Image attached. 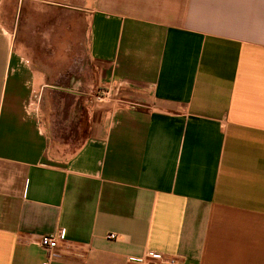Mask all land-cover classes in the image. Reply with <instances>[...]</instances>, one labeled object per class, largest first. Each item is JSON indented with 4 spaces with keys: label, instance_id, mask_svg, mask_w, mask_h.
I'll return each mask as SVG.
<instances>
[{
    "label": "crops",
    "instance_id": "obj_1",
    "mask_svg": "<svg viewBox=\"0 0 264 264\" xmlns=\"http://www.w3.org/2000/svg\"><path fill=\"white\" fill-rule=\"evenodd\" d=\"M106 1L84 0L99 83L119 88L99 104L50 62L70 13L0 20V264H264V0ZM50 19L55 44L29 26Z\"/></svg>",
    "mask_w": 264,
    "mask_h": 264
},
{
    "label": "rangeland",
    "instance_id": "obj_2",
    "mask_svg": "<svg viewBox=\"0 0 264 264\" xmlns=\"http://www.w3.org/2000/svg\"><path fill=\"white\" fill-rule=\"evenodd\" d=\"M19 0H6L5 4L1 8L0 12V20L2 25L6 29H13L14 22L12 17H14L15 13L19 11L23 14L26 13H36L42 14H56V16L60 17L61 15L67 16V13H70L74 20V22L78 26V31H74L70 38L67 36L66 31V42L60 43L63 46V50L59 49V51H55L52 49L54 46L50 43V49L53 51H49L50 62L59 61L64 64V74L70 80H72L78 85L76 86L78 91H87L90 93L91 97L97 93V91L102 88L99 83L100 71L101 68L98 65L93 64L90 60L88 54V35H87V24H86V10L90 9L89 4H86L84 0H78L76 3L73 2L70 5H75L80 8L79 11H75L72 9H68L65 6H55V5H47L44 3L45 0H24V4L19 5ZM58 2H63V0H54ZM139 1V0H138ZM141 2L139 6H136V10L140 7L141 9H149L150 14L153 12L157 13V11L161 10V7L169 4L170 2H176L177 0H140ZM104 2V0H103ZM108 6H117V8H121L119 3L121 0H118L119 3H112V1H106ZM136 3V2H134ZM67 4V3H66ZM150 4H154V6H149ZM92 7V4L90 5ZM70 11L75 12L74 14ZM155 15V14H154ZM51 16V15H50ZM68 22V19L65 20ZM41 21H29V26L32 28H40L42 30L41 33L43 35H38V38H45L46 34L49 36L48 39L52 40L55 44L58 39L55 37L52 38V34L54 33L53 28L55 27L56 21L50 19L48 22H44L43 25H40ZM47 38V37H46ZM69 38V39H68ZM32 43L34 46L37 45L36 39L32 38ZM60 40V39H59ZM53 45V46H52ZM61 46V47H62ZM60 47V46H59ZM73 82V83H74Z\"/></svg>",
    "mask_w": 264,
    "mask_h": 264
},
{
    "label": "built area",
    "instance_id": "obj_3",
    "mask_svg": "<svg viewBox=\"0 0 264 264\" xmlns=\"http://www.w3.org/2000/svg\"><path fill=\"white\" fill-rule=\"evenodd\" d=\"M119 88L105 89L100 88L97 93L92 96V102L99 104L111 99H116ZM109 239H114V235H109ZM65 240L64 231L58 232L56 235H45L40 237L39 244L47 252L48 259L58 258L68 251L66 245H62ZM146 260L151 261L152 264H180V261L175 258L165 257L160 254L148 255Z\"/></svg>",
    "mask_w": 264,
    "mask_h": 264
}]
</instances>
